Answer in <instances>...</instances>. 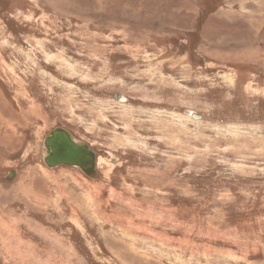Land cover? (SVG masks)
<instances>
[{
    "label": "rangeland",
    "instance_id": "374dc122",
    "mask_svg": "<svg viewBox=\"0 0 264 264\" xmlns=\"http://www.w3.org/2000/svg\"><path fill=\"white\" fill-rule=\"evenodd\" d=\"M0 264H264V0H0Z\"/></svg>",
    "mask_w": 264,
    "mask_h": 264
},
{
    "label": "water",
    "instance_id": "95a60500",
    "mask_svg": "<svg viewBox=\"0 0 264 264\" xmlns=\"http://www.w3.org/2000/svg\"><path fill=\"white\" fill-rule=\"evenodd\" d=\"M44 164L77 166L88 175L94 174V152L67 130L56 127L46 134L44 140Z\"/></svg>",
    "mask_w": 264,
    "mask_h": 264
},
{
    "label": "bare ground",
    "instance_id": "6f19581e",
    "mask_svg": "<svg viewBox=\"0 0 264 264\" xmlns=\"http://www.w3.org/2000/svg\"><path fill=\"white\" fill-rule=\"evenodd\" d=\"M254 50H255V49H254ZM254 50H253V51H254ZM241 55H242V54H241ZM247 56L251 57L252 55H251V53H248Z\"/></svg>",
    "mask_w": 264,
    "mask_h": 264
}]
</instances>
